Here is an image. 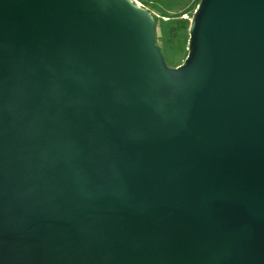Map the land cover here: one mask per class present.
Listing matches in <instances>:
<instances>
[{"label": "water", "instance_id": "obj_1", "mask_svg": "<svg viewBox=\"0 0 264 264\" xmlns=\"http://www.w3.org/2000/svg\"><path fill=\"white\" fill-rule=\"evenodd\" d=\"M133 0H0V264H264V0H201L170 67Z\"/></svg>", "mask_w": 264, "mask_h": 264}, {"label": "trees", "instance_id": "obj_2", "mask_svg": "<svg viewBox=\"0 0 264 264\" xmlns=\"http://www.w3.org/2000/svg\"><path fill=\"white\" fill-rule=\"evenodd\" d=\"M201 0H143L157 26V45L167 64L179 67L188 56L189 28Z\"/></svg>", "mask_w": 264, "mask_h": 264}, {"label": "rangeland", "instance_id": "obj_3", "mask_svg": "<svg viewBox=\"0 0 264 264\" xmlns=\"http://www.w3.org/2000/svg\"><path fill=\"white\" fill-rule=\"evenodd\" d=\"M136 3H139L140 4V6L141 7H144V8H146V9H148L149 10V8H147V7H145L144 5H143V0H134ZM150 11V10H149ZM151 12V11H150ZM152 14H156L154 11H152L151 12Z\"/></svg>", "mask_w": 264, "mask_h": 264}, {"label": "built area", "instance_id": "obj_4", "mask_svg": "<svg viewBox=\"0 0 264 264\" xmlns=\"http://www.w3.org/2000/svg\"><path fill=\"white\" fill-rule=\"evenodd\" d=\"M134 1V0H133ZM135 2V1H134ZM136 3V2H135ZM137 5H139L140 6V4L139 3H136Z\"/></svg>", "mask_w": 264, "mask_h": 264}]
</instances>
